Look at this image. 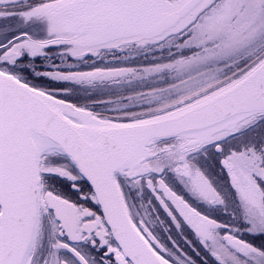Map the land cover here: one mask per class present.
I'll list each match as a JSON object with an SVG mask.
<instances>
[{
	"label": "snow or ice",
	"instance_id": "obj_1",
	"mask_svg": "<svg viewBox=\"0 0 264 264\" xmlns=\"http://www.w3.org/2000/svg\"><path fill=\"white\" fill-rule=\"evenodd\" d=\"M0 264H264V0H0Z\"/></svg>",
	"mask_w": 264,
	"mask_h": 264
}]
</instances>
